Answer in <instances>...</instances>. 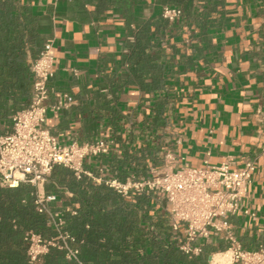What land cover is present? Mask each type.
Instances as JSON below:
<instances>
[{"label":"crops","instance_id":"0c3cea01","mask_svg":"<svg viewBox=\"0 0 264 264\" xmlns=\"http://www.w3.org/2000/svg\"><path fill=\"white\" fill-rule=\"evenodd\" d=\"M15 1L50 18L48 107L65 96L73 100L48 112L46 129L60 144L111 142L109 154L85 160L86 171L111 175L112 160L125 155L150 176L167 155L175 167L228 160L240 169L251 161L255 173L243 206L255 218L238 214L228 222L246 249L264 246V0H225L223 19H207L203 29L196 19L167 22L164 36L153 39L163 47V90L152 94L139 89L123 58L138 24L163 19L160 0ZM161 96L166 124L153 127L150 109ZM13 110L5 95L0 134L11 132ZM199 244L195 264H233L224 240Z\"/></svg>","mask_w":264,"mask_h":264},{"label":"trees","instance_id":"16d2710c","mask_svg":"<svg viewBox=\"0 0 264 264\" xmlns=\"http://www.w3.org/2000/svg\"><path fill=\"white\" fill-rule=\"evenodd\" d=\"M163 7L181 11L180 18L196 19L199 27L207 19H223L225 0H160ZM50 19L36 15L30 6L15 0H0V100L8 95L14 113L26 108L32 92L31 65L49 41ZM168 21L137 25L132 42H127L123 61L144 94L162 92V45L153 43L164 36ZM166 97L152 105L153 127L166 124ZM126 155L112 160L109 173L122 180L130 174L149 178L147 169L131 166ZM34 188L20 184L16 188L0 186V264H76L67 261L63 252L50 249L37 263L27 256L25 233L31 231L45 239L55 236L48 219L34 206ZM46 195H55L52 205L61 214V231L73 242L82 264H195L179 247L182 238L172 231L162 197L156 193L122 198L103 183L95 184L82 176L55 166L44 185ZM70 196H69V195ZM202 251V250H201Z\"/></svg>","mask_w":264,"mask_h":264},{"label":"built area","instance_id":"2783aa9c","mask_svg":"<svg viewBox=\"0 0 264 264\" xmlns=\"http://www.w3.org/2000/svg\"><path fill=\"white\" fill-rule=\"evenodd\" d=\"M180 16L179 9H161V17L168 22L172 23ZM53 63L54 49L49 40L31 65L32 92L28 106L13 113L11 132L0 134V186L16 188L27 184L33 187L35 210L47 217V225L55 231V236L49 239L31 231L25 233L30 263L39 262L50 249H56L63 252L67 261L82 264L78 250L70 246L73 239L61 231V214L52 206L57 197L44 193L52 169L61 166L72 171L77 179L85 176L95 184L103 183L125 199L158 194L164 200L172 231L182 238L179 250L186 256L199 255V243L215 237L227 243L231 263L264 264V246L246 249L237 239L234 225L228 222L229 217L238 214L255 218L243 206L255 173L253 162H245L240 169H232L228 160L216 165L205 160L196 168L187 164L175 167L171 156L167 155L164 166L152 172L149 178L130 175L122 180L103 170L94 176L84 169L85 160L109 154L111 142L96 139L60 144L45 127L48 112L57 114L73 102L65 96L55 106L48 107Z\"/></svg>","mask_w":264,"mask_h":264}]
</instances>
